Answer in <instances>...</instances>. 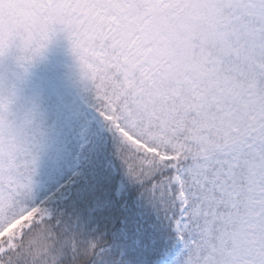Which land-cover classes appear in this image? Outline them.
I'll list each match as a JSON object with an SVG mask.
<instances>
[{"label":"snow or ice","instance_id":"1","mask_svg":"<svg viewBox=\"0 0 264 264\" xmlns=\"http://www.w3.org/2000/svg\"><path fill=\"white\" fill-rule=\"evenodd\" d=\"M58 33L169 264H264V0H0V58L31 63ZM14 102L0 95V264H122L36 201L45 134Z\"/></svg>","mask_w":264,"mask_h":264},{"label":"rangeland","instance_id":"2","mask_svg":"<svg viewBox=\"0 0 264 264\" xmlns=\"http://www.w3.org/2000/svg\"><path fill=\"white\" fill-rule=\"evenodd\" d=\"M58 38L62 39L54 46L62 49L67 77L57 85L52 86L45 70L46 49L31 63L20 60L15 48L0 58V95L15 97L11 105L13 117L34 113L45 134V147L33 177L34 197L37 202L45 201L54 215L60 214L72 188L85 175L86 151L92 143L93 131L96 137L105 130L115 136L94 107L91 85L82 81L79 64L65 35L60 33ZM142 224L143 220L136 218L129 225L142 232ZM130 239L135 241V235ZM174 254L170 241L155 264H169Z\"/></svg>","mask_w":264,"mask_h":264},{"label":"trees","instance_id":"3","mask_svg":"<svg viewBox=\"0 0 264 264\" xmlns=\"http://www.w3.org/2000/svg\"><path fill=\"white\" fill-rule=\"evenodd\" d=\"M58 34L52 37L43 53L52 86L67 77L62 49L54 46L62 39ZM94 132L86 151L85 175L72 188L59 216L86 230L104 234L122 264H155L171 241L168 230L144 204L138 189L123 179L118 139L106 130L99 137ZM136 218L143 220L142 232H136L137 227L129 225ZM131 235H135V241L130 239Z\"/></svg>","mask_w":264,"mask_h":264}]
</instances>
